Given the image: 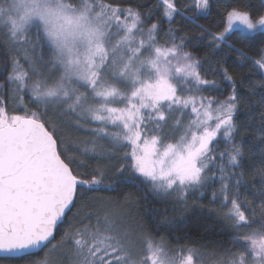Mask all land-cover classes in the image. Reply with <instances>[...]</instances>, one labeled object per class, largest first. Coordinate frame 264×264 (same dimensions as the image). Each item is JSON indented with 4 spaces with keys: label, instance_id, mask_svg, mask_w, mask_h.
<instances>
[{
    "label": "snow or ice",
    "instance_id": "1",
    "mask_svg": "<svg viewBox=\"0 0 264 264\" xmlns=\"http://www.w3.org/2000/svg\"><path fill=\"white\" fill-rule=\"evenodd\" d=\"M0 264H264V0H0Z\"/></svg>",
    "mask_w": 264,
    "mask_h": 264
},
{
    "label": "trees",
    "instance_id": "2",
    "mask_svg": "<svg viewBox=\"0 0 264 264\" xmlns=\"http://www.w3.org/2000/svg\"><path fill=\"white\" fill-rule=\"evenodd\" d=\"M205 203H207V201H205ZM146 207H147V205H146ZM203 224H208L211 227H216L215 224L212 223V221L207 220L206 217L203 214H200V213H197L195 215H189L188 217H186V223L179 224L178 227L183 232H186V233H188L191 236H195L196 235L195 229L199 225H203ZM218 230L219 229H217V231ZM199 232H200L201 236L208 235V233L205 232L204 228H200Z\"/></svg>",
    "mask_w": 264,
    "mask_h": 264
}]
</instances>
